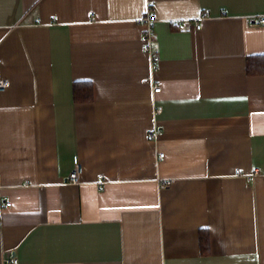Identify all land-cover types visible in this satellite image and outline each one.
<instances>
[{
    "label": "crops",
    "instance_id": "obj_1",
    "mask_svg": "<svg viewBox=\"0 0 264 264\" xmlns=\"http://www.w3.org/2000/svg\"><path fill=\"white\" fill-rule=\"evenodd\" d=\"M261 17L264 0H0V264H264Z\"/></svg>",
    "mask_w": 264,
    "mask_h": 264
},
{
    "label": "built area",
    "instance_id": "obj_2",
    "mask_svg": "<svg viewBox=\"0 0 264 264\" xmlns=\"http://www.w3.org/2000/svg\"><path fill=\"white\" fill-rule=\"evenodd\" d=\"M156 13H154V11H152L151 9L147 12V14L143 17V20L146 24V45H145V50L150 53L153 56V61L154 64H156L155 62L158 61V53L155 49V23H156ZM261 23H264V17H261L259 20ZM198 29H200L202 27V25L198 24ZM10 85V81L3 77L0 76V90L6 89L8 86ZM155 92H160V90L162 89V86L160 84H155ZM161 109V108H160ZM160 109H158L160 111ZM154 135V134H153ZM161 158L164 156V153L162 152V154H160ZM237 173L243 174L241 169H237ZM68 182L77 185L79 183H81V166L79 164H77L75 166L74 169H72L69 173ZM97 187H99L100 190H104L106 187V179L104 177V175H99L98 179H97ZM11 202L10 201H6L5 205H10ZM5 262H11L14 264H19L18 258H16L15 256H8L5 259Z\"/></svg>",
    "mask_w": 264,
    "mask_h": 264
},
{
    "label": "trees",
    "instance_id": "obj_3",
    "mask_svg": "<svg viewBox=\"0 0 264 264\" xmlns=\"http://www.w3.org/2000/svg\"><path fill=\"white\" fill-rule=\"evenodd\" d=\"M248 71L250 74L264 73V55L249 57ZM73 88L76 101L88 102L94 98V87L91 81H75ZM200 241L202 254L209 255L211 251L209 229L201 230Z\"/></svg>",
    "mask_w": 264,
    "mask_h": 264
}]
</instances>
